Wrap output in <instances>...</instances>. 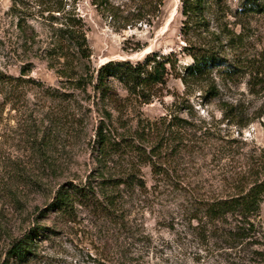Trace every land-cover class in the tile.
I'll list each match as a JSON object with an SVG mask.
<instances>
[{
    "label": "rangeland",
    "instance_id": "374dc122",
    "mask_svg": "<svg viewBox=\"0 0 264 264\" xmlns=\"http://www.w3.org/2000/svg\"><path fill=\"white\" fill-rule=\"evenodd\" d=\"M66 1L82 20L95 69L109 61L136 64L151 53L173 55L178 73L191 63L181 52L180 0H163L159 15L153 9L156 0H107L102 7L90 0ZM240 3L221 0L206 11L208 31L219 37L216 46L238 69L235 74L225 77L223 68L215 69L188 87L170 76L149 103L113 81L119 99L109 104L90 89L84 94L67 87L48 68L43 50L51 29L37 8L0 0V75L11 78L0 82V264H118L128 259L127 264H264V199L252 245L230 249L214 238L202 244L181 216L186 192L210 191L244 170L251 156L264 154V14L240 15ZM126 18L131 26L122 29ZM228 39L232 48L225 47ZM213 85L217 95L209 98L206 90ZM65 94L73 96L69 103L62 101ZM105 111L117 134L129 144L142 143L146 151L158 146L169 121L186 122L172 135L165 130L158 160L168 162L162 166L164 176H154L148 165L133 159L140 169L136 180L144 187L123 204L120 215L132 222L131 229L92 208L75 205L72 221L50 208L60 187L89 183L98 189L101 177L90 144ZM148 124L157 129L148 131ZM119 165L127 167L115 159L105 177L117 176ZM34 229L32 250L20 261L11 247ZM143 233L150 238L147 244Z\"/></svg>",
    "mask_w": 264,
    "mask_h": 264
},
{
    "label": "trees",
    "instance_id": "16d2710c",
    "mask_svg": "<svg viewBox=\"0 0 264 264\" xmlns=\"http://www.w3.org/2000/svg\"><path fill=\"white\" fill-rule=\"evenodd\" d=\"M90 1L96 7L108 3L107 0ZM220 1L180 0L179 13L183 18L180 34L185 43L181 52L191 59V63L184 66L181 73L176 72L177 60L173 55L164 56L156 53L148 54L142 62L136 64L129 61H109L95 69L90 65L91 49L82 20L73 10H69L66 0H14V7L24 2L29 3L33 8H37L36 14L49 24L51 36L43 50V59L62 83L84 94L90 89L94 97L101 102L116 104L119 98L112 88L113 81L130 96L142 103H149L160 93L170 76L179 79L185 87H188L192 82L204 81L215 69L223 68L221 72L225 77L235 74L238 69L230 64L223 49L218 48L220 45L216 46L219 37L208 31L206 23V11L211 6H218ZM153 5H155L154 11L159 15L163 0H156ZM13 9L12 11H17ZM146 13L148 15V12ZM237 13L264 14V0H241ZM127 19L122 29L131 26ZM23 20L19 18L17 24L22 32H24L21 27ZM201 33H206L209 40L202 38ZM25 46H27L26 41ZM225 47L232 48L231 39H228ZM10 79L8 76L0 75V82H7ZM32 83L35 84L33 81ZM206 92L209 98L217 95L214 85L207 87ZM49 95L53 97L52 93ZM63 97L62 99L59 96L62 101L68 103L73 98L71 94H65ZM227 112L230 114L233 111L230 109ZM111 118L109 112L105 111L102 114L90 144L92 152L96 155L94 160L98 167V175L101 177L98 189L96 190L89 183L78 186L69 184L67 188L60 187L53 197L50 208L70 221L74 219L75 205L78 208H92L104 218L120 221L124 229L125 226L131 229L132 222H128L125 220L126 217L120 215L123 204L127 196L131 197L136 189L144 187L140 180H136V174L140 173V169L133 165V159H140L141 163L148 165L154 176H164L166 172L162 166L168 162H158V160L163 155L161 147L165 135L168 132L172 135L174 127L183 129V123L186 122L169 121L159 137L158 146L155 145L146 151L142 143L129 144L126 136L117 134ZM150 124L147 127L148 131L154 126ZM156 126L155 124L154 127ZM174 135L180 136L177 132ZM138 137L143 139L141 132ZM172 149L175 150V147ZM115 159L124 161L127 167L122 168V165H119L121 169L119 174L106 178L105 175L110 174V165L115 163ZM243 169L235 173L229 181L224 180V184L214 186L210 191L186 192L188 196L186 206L181 207L182 220L196 231L195 235L200 243L204 244L214 238L231 249L257 242L259 233L256 220L264 199V154L258 158L251 156L250 162ZM35 230L14 242L11 247L10 253L20 261L24 260L26 254L32 250L33 237L37 232ZM132 237L134 235L130 238L133 239ZM141 239L146 242L145 244L150 242L147 234H141ZM129 260L118 264H127Z\"/></svg>",
    "mask_w": 264,
    "mask_h": 264
}]
</instances>
